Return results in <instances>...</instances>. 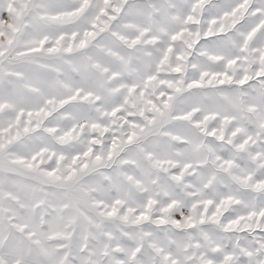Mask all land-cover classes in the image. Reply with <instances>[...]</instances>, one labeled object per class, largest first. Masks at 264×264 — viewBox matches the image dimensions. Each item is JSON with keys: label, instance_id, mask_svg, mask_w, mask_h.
Segmentation results:
<instances>
[{"label": "clouds", "instance_id": "9594fccd", "mask_svg": "<svg viewBox=\"0 0 264 264\" xmlns=\"http://www.w3.org/2000/svg\"><path fill=\"white\" fill-rule=\"evenodd\" d=\"M0 264H264V0H0Z\"/></svg>", "mask_w": 264, "mask_h": 264}]
</instances>
